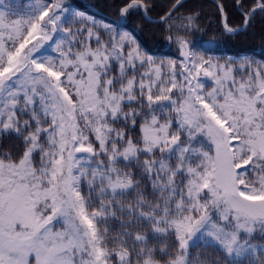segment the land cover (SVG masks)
<instances>
[{
	"label": "snow or ice",
	"instance_id": "1",
	"mask_svg": "<svg viewBox=\"0 0 264 264\" xmlns=\"http://www.w3.org/2000/svg\"><path fill=\"white\" fill-rule=\"evenodd\" d=\"M107 6L0 0V264H264V48L197 51L201 14L168 0L179 58H156L126 28L154 0ZM233 7L229 38L264 18Z\"/></svg>",
	"mask_w": 264,
	"mask_h": 264
},
{
	"label": "trees",
	"instance_id": "2",
	"mask_svg": "<svg viewBox=\"0 0 264 264\" xmlns=\"http://www.w3.org/2000/svg\"><path fill=\"white\" fill-rule=\"evenodd\" d=\"M88 1L108 16L118 19L115 8L108 7L107 5L119 4L121 0ZM217 1L224 4L232 26L239 27L242 20L233 7L234 0ZM154 2L157 6L149 13V17L157 19L164 10L160 5L166 4L168 0H154ZM248 2L251 3L252 0H248ZM73 3L83 7L75 0H73ZM186 6L187 8L194 9L201 14V22L204 26V32L197 33L196 37H194V43L196 45L202 46L204 49H208V51L212 53L219 52L222 57L243 56L246 58H261V49L264 48V41L261 40V37L264 36V18L258 15L245 35H238L229 38L226 34L221 35V17L217 6L212 1L193 0L187 2ZM89 14L91 13L89 12ZM97 19L104 22H112L99 17H97ZM126 28L135 33L137 38L142 42L144 49L154 57L179 58V53L176 47L167 44L162 39V28L160 24L150 23L146 21L143 16L134 15L128 18ZM210 41L212 42L211 44H209ZM258 49L260 50V53L256 52Z\"/></svg>",
	"mask_w": 264,
	"mask_h": 264
},
{
	"label": "water",
	"instance_id": "3",
	"mask_svg": "<svg viewBox=\"0 0 264 264\" xmlns=\"http://www.w3.org/2000/svg\"><path fill=\"white\" fill-rule=\"evenodd\" d=\"M79 1L83 6L85 5H91L90 8H87L90 12H92L93 14L99 16V17H104L106 19H110L108 16H106L105 14H103L100 10H98L96 7H94L92 4H90L87 0H77ZM188 1H191V0H186V2ZM209 1H212L217 7H218V4L219 2L217 0H209ZM152 23H159V19H155V20H152V19H146ZM116 21V20H114ZM222 25V23H221Z\"/></svg>",
	"mask_w": 264,
	"mask_h": 264
},
{
	"label": "rangeland",
	"instance_id": "4",
	"mask_svg": "<svg viewBox=\"0 0 264 264\" xmlns=\"http://www.w3.org/2000/svg\"><path fill=\"white\" fill-rule=\"evenodd\" d=\"M98 20H99V19H98ZM103 22H104V21H103ZM203 49H204V48H203L202 46L196 45V49H195V50H197V51H201V50H203ZM258 53H260V50H259V49H258ZM206 54L209 55V56L217 57V58L222 57V56H220V53H219V52L212 53V52L207 51ZM164 55H166V54H164ZM158 57H160V56H158ZM163 58L167 59V58H169V57H163ZM223 58L227 59V58H229V57H223ZM231 58H233V59H238V58H246V57H243V56H240V57L231 56ZM255 59H258V58H255Z\"/></svg>",
	"mask_w": 264,
	"mask_h": 264
}]
</instances>
